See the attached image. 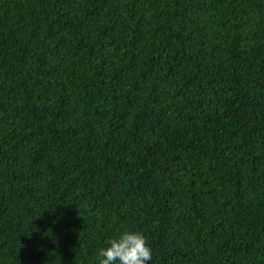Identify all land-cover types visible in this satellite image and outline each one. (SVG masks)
<instances>
[{"label": "trees", "instance_id": "16d2710c", "mask_svg": "<svg viewBox=\"0 0 264 264\" xmlns=\"http://www.w3.org/2000/svg\"><path fill=\"white\" fill-rule=\"evenodd\" d=\"M264 264V0H0V264Z\"/></svg>", "mask_w": 264, "mask_h": 264}, {"label": "clouds", "instance_id": "9594fccd", "mask_svg": "<svg viewBox=\"0 0 264 264\" xmlns=\"http://www.w3.org/2000/svg\"><path fill=\"white\" fill-rule=\"evenodd\" d=\"M97 264H150L152 249L138 230L120 229L97 250Z\"/></svg>", "mask_w": 264, "mask_h": 264}]
</instances>
